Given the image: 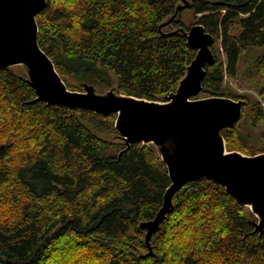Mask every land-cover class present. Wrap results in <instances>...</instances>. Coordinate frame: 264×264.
Listing matches in <instances>:
<instances>
[{
  "label": "trees",
  "instance_id": "trees-1",
  "mask_svg": "<svg viewBox=\"0 0 264 264\" xmlns=\"http://www.w3.org/2000/svg\"><path fill=\"white\" fill-rule=\"evenodd\" d=\"M47 1L37 17L39 44L71 91L117 86L123 95L162 102L197 54L183 34L160 30L181 0ZM196 24L215 39L204 97L251 106L249 133L241 121L222 131L227 149L264 153V131L254 135L264 125V54L253 66L260 100L226 87L240 74L244 53L264 46V0H191L170 25ZM35 99L13 68L0 70V264H264L255 216L209 180L175 195L148 256L140 224L163 206L167 166L149 145L134 144L120 156L126 145L115 116L30 104Z\"/></svg>",
  "mask_w": 264,
  "mask_h": 264
},
{
  "label": "water",
  "instance_id": "water-1",
  "mask_svg": "<svg viewBox=\"0 0 264 264\" xmlns=\"http://www.w3.org/2000/svg\"><path fill=\"white\" fill-rule=\"evenodd\" d=\"M47 0H0V70L20 66V77L31 86L36 99L74 111L116 117L118 137L128 151L134 144L149 145L169 171L171 185L161 210L153 220L142 222L145 243L153 256L152 238L161 231L174 211V197L191 182L213 181L223 186L242 208L255 216V232L264 235V153L250 156L229 151L222 131L233 129L241 121L246 100L228 97L198 99L204 90L207 68L216 64L214 37L196 24L185 30L170 24L191 7V0H181L175 14L161 26L163 36L183 34L197 52L175 92L165 101H148L121 94L118 87L98 92L84 84L83 92L71 91L58 73L52 59L39 44L38 15Z\"/></svg>",
  "mask_w": 264,
  "mask_h": 264
},
{
  "label": "rangeland",
  "instance_id": "rangeland-1",
  "mask_svg": "<svg viewBox=\"0 0 264 264\" xmlns=\"http://www.w3.org/2000/svg\"><path fill=\"white\" fill-rule=\"evenodd\" d=\"M183 22L187 27H190L193 23V18H192V13L191 11H186L183 14ZM216 46H220V41L216 42ZM250 52V53H249ZM255 53L256 56H252V54ZM264 54V46L260 48H255L252 52L248 51L244 53V56L241 59L240 63V74L238 75L237 78H228L226 81V87L231 89L233 92H236L241 95H247L252 103L256 99L260 100V96L258 94L260 87H262L261 83L259 84L257 81L258 78L255 77L253 73V66H254V60L258 55H263ZM223 60H226V55L223 53ZM14 71L17 72L18 74L24 73L23 70L21 69L20 66H15L13 67ZM205 94L202 92L197 98L198 99H204L208 97H204ZM264 105V103H263ZM250 109L251 106L247 105L244 109V115L243 118L241 119L240 126L243 128V130L246 133H249V126H254L251 121H250ZM264 131V125L263 126H257L254 127V135L258 134L260 135L261 132ZM108 137L109 139H112L111 136H105ZM254 142L256 145H260L259 141H256L254 139Z\"/></svg>",
  "mask_w": 264,
  "mask_h": 264
}]
</instances>
